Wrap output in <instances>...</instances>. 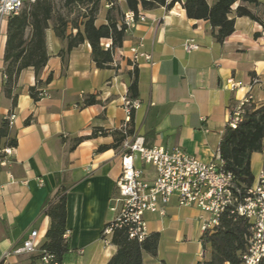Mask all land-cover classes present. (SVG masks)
Here are the masks:
<instances>
[{
  "label": "crops",
  "instance_id": "obj_1",
  "mask_svg": "<svg viewBox=\"0 0 264 264\" xmlns=\"http://www.w3.org/2000/svg\"><path fill=\"white\" fill-rule=\"evenodd\" d=\"M185 1L171 9H140L146 20L126 34L108 69L96 66L87 41L73 49L64 63L60 51L65 43L51 26L46 32L50 58L37 88L47 96L32 98L30 90L38 80L32 68L26 69L14 88L16 105L4 93L5 21L0 32V127L15 114L10 137L18 145L12 156L0 157V264H41L34 259L39 252L16 255L14 251L32 231H38L41 248L51 223L45 206L61 190H67L71 245L63 264H108L116 254L118 248L104 243L102 233L117 216L114 198L122 149L99 148L113 145L114 133L126 121L125 99L130 98L135 70L140 107L134 113L132 136L148 147H179L206 164L216 159L232 111L241 101L251 93L257 105L264 104V0L250 7L262 22L236 17L235 32L222 44L215 40L208 21L188 18ZM119 5L128 12L126 0H119ZM106 10L104 4L98 25L106 23ZM68 32L75 35L77 30ZM188 40L200 49L186 52ZM101 44L107 49L112 41L103 39ZM138 44L152 55L153 64L144 59L135 67L130 64V50ZM230 81L242 86L232 89ZM91 97L97 102L88 104ZM8 141L1 140L3 150ZM135 163L147 179L155 178L153 166L139 158ZM251 167L256 183L264 170V153L252 155ZM206 218L209 214L195 206H180L176 197L165 206V215L146 213L148 233H158L160 242L156 256L144 253L143 264L209 260L211 251L202 245Z\"/></svg>",
  "mask_w": 264,
  "mask_h": 264
},
{
  "label": "trees",
  "instance_id": "obj_2",
  "mask_svg": "<svg viewBox=\"0 0 264 264\" xmlns=\"http://www.w3.org/2000/svg\"><path fill=\"white\" fill-rule=\"evenodd\" d=\"M180 1L126 0V6L128 11L138 13L140 9L145 11L162 7L171 9ZM261 1L186 0L183 7L188 18L208 21L212 26L215 40L222 44L235 32L236 17H248L262 22L250 8L260 6ZM104 4L107 7L106 23L98 25V16ZM64 7L69 10L68 15L76 9L82 13L70 19L67 15L57 12L55 0H26L20 13L7 19L4 93L6 97L13 99L14 105L17 103V95H14L17 81L22 71L30 68L34 70L38 80L37 87L31 88L30 94L34 100L40 99V91L37 88L42 84L40 75L50 58L46 32L51 26L56 36L65 43V47L60 51L64 63L73 49L87 41L92 48V58L96 66L99 69H108L113 63V52L123 46L127 34L123 23L126 12L120 7L119 0H64ZM69 28L76 29L77 33L75 35L69 33ZM103 39L111 40L112 45L105 49L101 44ZM50 80L51 77L48 82ZM129 96L130 99L139 97L137 70L129 88ZM96 102L97 100L91 97L88 104ZM243 110L244 113L236 128L226 126L219 148L220 158L225 164V169L233 174L241 191V198H244L255 184L251 167L252 155L264 153V104L257 105L253 100L245 104ZM134 113L135 111L132 113L130 127L134 121ZM128 134H133L132 128ZM114 136L113 145L102 146L99 150L118 148L127 138L121 131L115 132ZM3 138L9 139L6 143L8 148L17 147V139L10 137V125L7 120H4L0 127V143ZM81 140L82 138L78 139V142ZM4 156L0 146V157ZM66 201L67 190H61L55 199L47 202L44 209L51 223L40 249L45 254L53 256L58 264H63L66 255L71 251L70 239L65 238ZM250 237L251 224L248 219L226 210L220 217V224L202 236V245L204 249H210L211 256L209 260L200 264H244L243 256L247 252ZM159 242L158 233H152L143 242H138L129 238L126 229H115L112 244L118 249L108 264H143L144 253L157 255ZM43 255L39 254L34 259L41 262ZM260 264H264V258Z\"/></svg>",
  "mask_w": 264,
  "mask_h": 264
},
{
  "label": "built area",
  "instance_id": "obj_3",
  "mask_svg": "<svg viewBox=\"0 0 264 264\" xmlns=\"http://www.w3.org/2000/svg\"><path fill=\"white\" fill-rule=\"evenodd\" d=\"M26 0H0V27L10 16L18 15ZM34 1V0H32ZM146 17L139 11H128L124 15L123 23L126 32L144 22ZM142 44L132 47L129 57L130 64L135 67L144 59L153 64V57L141 50ZM186 52L200 49L194 40L184 44ZM256 79H253V83ZM232 89L242 86V83L230 81ZM47 96L44 91L39 97ZM254 100L249 93L232 112L229 126L236 128L244 113L245 104ZM126 121L120 128L127 138L121 149L122 172L116 181L118 197L114 198L117 207L115 220L108 224L102 233L104 243L112 244L115 229H126L129 238L143 242L149 235L144 215L158 213L165 215V206L176 197L180 206H195L209 214V218L202 220L201 231L206 233L220 224V217L226 210H231L241 217H245L251 224V237L247 252L243 256L244 264H260L264 258V170L261 171L257 182L251 187L244 198L237 187L234 176L225 169L219 151L216 159L209 164L203 163L194 155L188 154L181 148L167 150L164 147H148L141 138L129 135L132 113L140 107L138 99H125ZM16 115H9L7 121L12 127ZM13 148L3 150L5 156L14 154ZM139 158L143 163L155 169V178L151 181L144 175V171L137 167L135 160ZM5 164V163H3ZM38 231H32L21 247L14 251L16 255L44 254L42 264H58L54 257L39 249L37 242ZM68 233L65 238H68Z\"/></svg>",
  "mask_w": 264,
  "mask_h": 264
},
{
  "label": "rangeland",
  "instance_id": "obj_4",
  "mask_svg": "<svg viewBox=\"0 0 264 264\" xmlns=\"http://www.w3.org/2000/svg\"><path fill=\"white\" fill-rule=\"evenodd\" d=\"M55 1H56V5H57V12L64 14V15H67L70 19H72L73 17H76L79 13H82V11H79L78 9H76V10H74L73 13H71V15H68L70 12L68 9H66L64 7V0H55ZM5 21L3 22V26L0 30V32H2L4 30Z\"/></svg>",
  "mask_w": 264,
  "mask_h": 264
}]
</instances>
